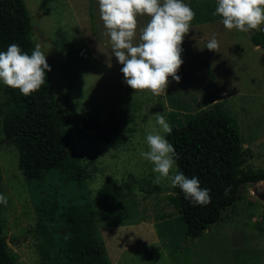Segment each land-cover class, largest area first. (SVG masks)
<instances>
[{
    "label": "rangeland",
    "instance_id": "374dc122",
    "mask_svg": "<svg viewBox=\"0 0 264 264\" xmlns=\"http://www.w3.org/2000/svg\"><path fill=\"white\" fill-rule=\"evenodd\" d=\"M22 1L34 46L47 56L56 100L62 104L70 94L76 103L72 138L86 176L75 181L52 170L41 182H26L18 151L4 137V119L15 107L0 82V187L7 197V205L1 204L2 235L13 263L68 264V227L60 216L71 205L88 203L110 264H264V182L242 186L218 222L200 238L185 239L172 188L154 183L153 166L140 155L147 150L154 114L162 113L169 124L174 114L177 124L185 115L217 105L238 127L245 167L264 172V49L254 48L251 40L257 32L264 34V25L247 33L227 30L213 15L216 0H184L195 18L181 45L180 80L169 77L156 96L124 83L98 0ZM147 20L138 16V27ZM213 35L218 52L205 48ZM61 109L70 116L65 105ZM109 137L118 145H110ZM105 187L109 194L131 193L98 202ZM40 218H53L46 231L37 230Z\"/></svg>",
    "mask_w": 264,
    "mask_h": 264
},
{
    "label": "trees",
    "instance_id": "16d2710c",
    "mask_svg": "<svg viewBox=\"0 0 264 264\" xmlns=\"http://www.w3.org/2000/svg\"><path fill=\"white\" fill-rule=\"evenodd\" d=\"M251 40L255 46L264 48L263 33L255 34ZM12 43L19 44L29 55L34 50L30 18L22 0H0V51H6ZM3 93L15 107V111L4 119V137L18 151V167L26 182H41L52 170H60L75 181L84 179L86 175L72 138L71 128L76 122L73 97L67 94L62 99V104L69 109L70 116L67 117L54 96L49 72L44 85L28 96L4 84ZM181 119L182 122L179 120L175 124L177 116L171 114L172 132L166 135L175 149L177 168L188 178L197 177L201 188L209 189L211 196V202L206 206L193 205L179 188L172 189L184 224L183 237L195 240L238 200L242 186L264 182V172H253L245 167L247 155L238 127L217 105ZM107 142L112 146L119 143L114 137L107 138ZM229 188L225 195V189ZM109 190L105 187L97 201L121 200L131 193L126 191L120 195L116 191L109 194ZM36 208L39 213L43 211ZM1 214L0 204V264H14L2 235ZM60 219L68 227L64 252L68 264H110L91 204L71 205ZM47 222L52 223L53 218L49 221L40 218L37 230L46 231Z\"/></svg>",
    "mask_w": 264,
    "mask_h": 264
},
{
    "label": "clouds",
    "instance_id": "9594fccd",
    "mask_svg": "<svg viewBox=\"0 0 264 264\" xmlns=\"http://www.w3.org/2000/svg\"><path fill=\"white\" fill-rule=\"evenodd\" d=\"M98 4L112 56L122 65L120 71L128 87L158 96L167 88L169 77L179 82L181 45L195 18L190 5L184 0H98ZM140 15L148 17L142 27H138ZM213 15L221 17L227 30L247 33L264 25V0H216ZM205 48L218 52L215 35ZM49 71L47 56L39 44L30 55L17 43L0 51V82L22 95L38 91ZM154 120L146 133L147 150L140 153L153 166L154 183L166 182L169 188H179L193 205L206 206L211 202L210 190L201 188L197 177L188 178L177 168L175 149L166 139L172 127L165 115L156 113ZM229 191L225 189V195ZM0 204L7 205V197L2 194Z\"/></svg>",
    "mask_w": 264,
    "mask_h": 264
},
{
    "label": "crops",
    "instance_id": "0c3cea01",
    "mask_svg": "<svg viewBox=\"0 0 264 264\" xmlns=\"http://www.w3.org/2000/svg\"><path fill=\"white\" fill-rule=\"evenodd\" d=\"M257 33H260V32H257ZM252 46L254 47V48H262V47H259V46H255L254 44H252ZM264 49V48H263ZM261 108V106H259V108H258V110ZM264 108V107H263ZM260 183H262V182H260Z\"/></svg>",
    "mask_w": 264,
    "mask_h": 264
}]
</instances>
